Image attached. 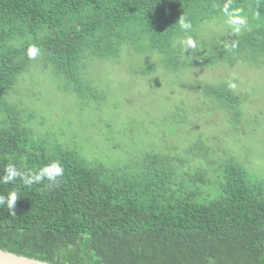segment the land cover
Listing matches in <instances>:
<instances>
[{"label": "trees", "instance_id": "obj_1", "mask_svg": "<svg viewBox=\"0 0 264 264\" xmlns=\"http://www.w3.org/2000/svg\"><path fill=\"white\" fill-rule=\"evenodd\" d=\"M225 5L255 24L230 37L201 36L224 20ZM182 15L190 31L180 29ZM30 45L41 49L35 60L26 55ZM126 51L160 57L174 70L223 63L260 73L264 0H0V177L10 163L25 173L53 161L64 169L55 184L0 182V195L19 196L15 215L0 207V249L56 264H264L263 176L230 156L191 174L185 165L193 158L166 153L180 148L167 141L134 163L85 159L37 99L23 98L40 96L36 71L23 73L41 64L64 92L105 97L90 61ZM182 87L217 104L234 129L242 124L250 97L234 80Z\"/></svg>", "mask_w": 264, "mask_h": 264}, {"label": "rangeland", "instance_id": "obj_2", "mask_svg": "<svg viewBox=\"0 0 264 264\" xmlns=\"http://www.w3.org/2000/svg\"><path fill=\"white\" fill-rule=\"evenodd\" d=\"M223 19L216 18L199 31L200 35L230 37L240 32L228 24L227 16ZM246 19L247 25L242 31L256 20ZM151 65L155 68L142 72ZM177 66L176 70L168 69L162 66L160 57L130 51L115 60L92 58L88 72L106 96L96 99L97 95L91 94L86 99H78L60 89L58 81L41 64L23 73L31 77L28 73L36 71L34 77L40 96L36 93L23 98L37 99L36 105L47 110L54 125L62 130L63 140L85 159H97L110 166L134 163L152 145L167 141L166 144L180 148L168 147L166 153L179 151L188 159L193 158L185 165L191 174L199 170L196 167L206 166L210 171L214 161L230 156L253 172L252 177H264V69L255 74L245 64L221 63L210 68L184 69L181 64ZM233 80L250 97L238 129L233 128L217 104L215 108L208 99H201L189 87H182L183 84H219ZM177 113L183 120H173Z\"/></svg>", "mask_w": 264, "mask_h": 264}, {"label": "clouds", "instance_id": "obj_3", "mask_svg": "<svg viewBox=\"0 0 264 264\" xmlns=\"http://www.w3.org/2000/svg\"><path fill=\"white\" fill-rule=\"evenodd\" d=\"M225 15L228 17V24L239 32L247 25V19L241 14L240 9L230 10V5L224 7ZM179 27L183 31H190L192 29L191 21L187 16H180ZM187 46L195 48L196 43L192 39L186 41ZM26 55L29 59L35 60L41 55V49L36 45H30L26 50ZM230 87L235 88V84H231ZM64 175V169L59 162H50L48 165L41 167L38 171L25 173L18 169L15 164H8L5 168V174L0 177V182L4 184L13 183L18 178L22 179L26 185H32L34 183H40L47 180L51 184H55ZM19 199L16 191H11L7 196L0 195V207L6 206L10 214L15 215L16 202ZM209 264H212L210 261Z\"/></svg>", "mask_w": 264, "mask_h": 264}, {"label": "water", "instance_id": "obj_4", "mask_svg": "<svg viewBox=\"0 0 264 264\" xmlns=\"http://www.w3.org/2000/svg\"><path fill=\"white\" fill-rule=\"evenodd\" d=\"M0 264H56L0 249Z\"/></svg>", "mask_w": 264, "mask_h": 264}]
</instances>
